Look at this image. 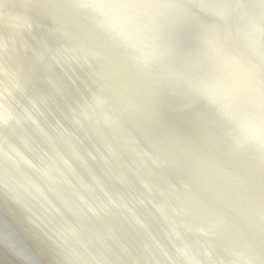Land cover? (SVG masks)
Returning a JSON list of instances; mask_svg holds the SVG:
<instances>
[{
	"label": "water",
	"instance_id": "water-1",
	"mask_svg": "<svg viewBox=\"0 0 264 264\" xmlns=\"http://www.w3.org/2000/svg\"><path fill=\"white\" fill-rule=\"evenodd\" d=\"M0 264H264V0H0Z\"/></svg>",
	"mask_w": 264,
	"mask_h": 264
}]
</instances>
